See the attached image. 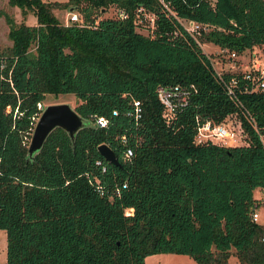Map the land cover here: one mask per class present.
I'll return each instance as SVG.
<instances>
[{"label": "trees", "instance_id": "trees-1", "mask_svg": "<svg viewBox=\"0 0 264 264\" xmlns=\"http://www.w3.org/2000/svg\"><path fill=\"white\" fill-rule=\"evenodd\" d=\"M7 3L32 12L36 24H15L0 9L11 41L0 49L4 264H143L148 254L169 252L195 264H227L231 252L238 264H264V227L251 218L253 189L264 199V90L229 96L224 81L233 73L216 76L198 44L239 51L264 42V0ZM55 6L73 8L82 24L60 22ZM108 6L126 16L93 17ZM145 11L153 14L152 35L135 27ZM181 19L208 28L189 32ZM175 83L193 88L166 124L156 86ZM59 92L75 95L74 110L90 124L73 144L53 128L30 157L36 103ZM132 98L141 104L138 121L127 113ZM231 114L246 144L194 141L197 119L217 123ZM99 143L119 164L99 154ZM126 146L132 156L122 160Z\"/></svg>", "mask_w": 264, "mask_h": 264}, {"label": "built area", "instance_id": "built-area-1", "mask_svg": "<svg viewBox=\"0 0 264 264\" xmlns=\"http://www.w3.org/2000/svg\"><path fill=\"white\" fill-rule=\"evenodd\" d=\"M141 8H139L140 10ZM115 16L118 18H123L126 13L117 8ZM152 14V13H151ZM153 15V14H152ZM150 16L153 22V16ZM68 20L78 21L82 24L78 15L74 11L68 12ZM185 30L192 32L196 31L198 33L199 28L207 29L206 24H202L193 20H180ZM187 21L190 26L184 25ZM199 46L206 45L204 42H198ZM201 48V47H200ZM204 52V51H203ZM205 55L208 57L210 66L214 70L216 76L222 79V73H233L227 80L224 81V87L226 93L236 98V91L239 92H259L264 90V42L256 43L250 47H245L239 51L228 50L227 48H220L210 56L206 52ZM192 84H168V85H157L156 86V97L162 106L161 115L166 124H169L171 120L180 112L188 103L189 95L191 93ZM131 110L127 112L132 116L134 121H138L141 117V104L138 99H131ZM36 116L34 121L39 114L42 104L40 102L36 103ZM115 113V110L112 111ZM197 118V117H196ZM229 117H225L223 120L213 123L209 119L204 120L197 119L196 130L194 134V141L196 143H202L207 140L215 141L220 144H246V134L241 127L240 120L237 117L235 121L236 124L231 123L232 127H227V122H230ZM106 123V118L103 116L94 117V124L97 126H103ZM235 125V129L233 128ZM261 143L264 145L263 134H258ZM227 138H230L232 143H227ZM120 141L125 142L124 135H120ZM132 156V150L130 147L126 146L121 154L122 160H129ZM95 164L100 166V170H105V164L101 160L96 159ZM256 212H251V218L256 219Z\"/></svg>", "mask_w": 264, "mask_h": 264}, {"label": "rangeland", "instance_id": "rangeland-1", "mask_svg": "<svg viewBox=\"0 0 264 264\" xmlns=\"http://www.w3.org/2000/svg\"><path fill=\"white\" fill-rule=\"evenodd\" d=\"M43 1H55V2H63L65 0H43ZM70 7H60L55 6L52 8L53 14L58 18V20L64 24L68 23V12L74 11L76 14L77 12ZM0 9L3 10L8 16L11 17L12 21L17 24L21 21H23L26 24H36L35 16L32 12L27 11L26 14L23 16L21 14L20 9L17 6H11L8 5L7 0H0ZM116 8L114 6H108L105 10H97L93 17H105V16H115ZM152 14L150 12H143L136 15L135 19V27L136 30L145 34V35H152V28H153V22L151 21ZM153 16V15H152ZM184 25H189L187 21L184 22ZM7 30H8V24L5 20V17L3 14H0V49L8 46L11 41L7 36ZM202 43V42H201ZM206 45H201V50L209 54L210 56H213V53L218 50V46L215 44H211L209 42H204ZM66 101L68 102L72 107L73 105L78 101V99L75 97L73 93L70 92H59L56 94L47 93L45 94L43 100L40 102L42 106L47 103H53V102H62ZM229 117V121L227 122V127L231 128L232 122L233 124H236L237 116L235 114H231ZM232 121V122H231ZM235 125H233V128L235 129ZM31 134V132H30ZM30 139V135L26 137V142L28 144ZM247 140V138H246ZM227 143H232L230 138H227ZM26 144V146H27ZM260 194L255 191V196H258ZM258 200V199H257ZM261 200L264 201L263 195L261 197ZM254 211L258 215L257 222H262L264 227V204L259 203L255 206ZM263 237H264V231H263ZM5 231L0 228V264L5 263ZM170 253V252H169ZM167 256L166 264H195L194 260L186 255V254H180V253H170ZM178 256V257H176ZM181 257V258H179ZM227 264H238L237 259L234 256V254L231 252L227 257Z\"/></svg>", "mask_w": 264, "mask_h": 264}, {"label": "water", "instance_id": "water-1", "mask_svg": "<svg viewBox=\"0 0 264 264\" xmlns=\"http://www.w3.org/2000/svg\"><path fill=\"white\" fill-rule=\"evenodd\" d=\"M71 10V8H69ZM90 122L80 116L74 108L66 101L44 104L33 124L30 139L26 146V153L32 157L34 152L41 148L49 132L55 128H62L73 144L77 130ZM99 154L112 164H119L114 151L105 143L96 146Z\"/></svg>", "mask_w": 264, "mask_h": 264}, {"label": "crops", "instance_id": "crops-1", "mask_svg": "<svg viewBox=\"0 0 264 264\" xmlns=\"http://www.w3.org/2000/svg\"><path fill=\"white\" fill-rule=\"evenodd\" d=\"M255 191L257 193L260 192V194L258 196H255ZM253 196H254V198L258 199V201L256 202L257 204H259V203L264 204V201L261 200L262 192H261V190L259 188L256 187V188L253 189ZM257 217H258V215L256 216L255 221H257ZM263 242H264V237H263ZM168 254H170V253H152V254H148V255H146L144 257L143 264H166V260H167V258H169V256H167ZM176 257H178V256H176ZM179 258H181V257H179Z\"/></svg>", "mask_w": 264, "mask_h": 264}]
</instances>
